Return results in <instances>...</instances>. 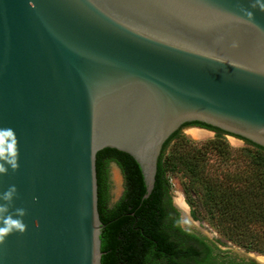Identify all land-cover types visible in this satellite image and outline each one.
Segmentation results:
<instances>
[{
    "label": "water",
    "instance_id": "water-1",
    "mask_svg": "<svg viewBox=\"0 0 264 264\" xmlns=\"http://www.w3.org/2000/svg\"><path fill=\"white\" fill-rule=\"evenodd\" d=\"M253 2L0 0V127L14 130L18 158L0 174V205L24 209L26 225L0 240V264H101L103 149L133 158L147 198L164 143L186 123L264 148V11Z\"/></svg>",
    "mask_w": 264,
    "mask_h": 264
},
{
    "label": "trees",
    "instance_id": "trees-1",
    "mask_svg": "<svg viewBox=\"0 0 264 264\" xmlns=\"http://www.w3.org/2000/svg\"><path fill=\"white\" fill-rule=\"evenodd\" d=\"M201 125L219 134H227ZM179 131L174 132L162 147L154 186L147 198H143L145 186L140 169L132 157L114 149H103L96 154L97 207L99 219L104 225L100 234L101 264H163L158 262V258L181 255L182 251L168 236L153 227L158 224L154 217L157 215L155 211L162 208V195L169 192L162 157L167 145ZM239 139L254 148L260 156L264 154V148ZM107 160L119 164L126 182L124 195L113 209H107L104 197ZM257 161L244 163L242 169L228 174L225 180L212 179L201 195L204 203L217 213V221L229 239L237 240L247 250L264 254V159ZM167 205H171L169 198ZM131 213L140 216L145 214L151 217L152 222H139L142 232L135 233L133 228L136 225L133 224ZM188 252V255H193L192 248Z\"/></svg>",
    "mask_w": 264,
    "mask_h": 264
},
{
    "label": "rangeland",
    "instance_id": "rangeland-1",
    "mask_svg": "<svg viewBox=\"0 0 264 264\" xmlns=\"http://www.w3.org/2000/svg\"><path fill=\"white\" fill-rule=\"evenodd\" d=\"M195 129L199 133L192 136L190 132ZM260 158L264 159V154L260 156L244 141L210 129L188 126L167 145L162 161L172 198L182 199L186 208L205 225L207 233L213 234L224 246L264 257L263 253L247 250L237 240L229 239L217 221V213L204 203L201 195L212 179L225 180L228 174L242 169L244 163H256ZM107 183L113 203L124 188L122 174L114 164L108 168Z\"/></svg>",
    "mask_w": 264,
    "mask_h": 264
},
{
    "label": "flooded vegetation",
    "instance_id": "flooded-vegetation-1",
    "mask_svg": "<svg viewBox=\"0 0 264 264\" xmlns=\"http://www.w3.org/2000/svg\"><path fill=\"white\" fill-rule=\"evenodd\" d=\"M187 126H198L203 129H209L201 124L191 122L181 126L180 130ZM111 164H114L121 172L124 182L122 193L113 203L110 202L107 183L108 168ZM105 166V205L107 209H113L124 195L126 182L123 171L116 161L107 160L105 161ZM168 198L171 202L170 206L167 205ZM174 200L175 199L172 198L170 191L167 192V195H162V208L155 211L157 215L154 217V220H157L158 224H154L153 227H155V229H157L162 235H167L168 239H170V241L177 246V249L182 252L181 255L177 257L168 258L163 256V258H158V262H162L163 264H168L169 262H178V264H258L238 253V250L228 247L229 245L224 246L222 241L216 239L213 234H210L209 232L208 234L202 233L201 230H205V225L198 221L188 208L186 209L187 216H183L176 208ZM130 215L132 216L133 224L136 225L133 228L135 233H137V231L142 232V229L139 227V222H152L151 217H148L145 214L140 216L131 213ZM196 222H198L197 226L194 225ZM190 248H192L193 255H188V250Z\"/></svg>",
    "mask_w": 264,
    "mask_h": 264
},
{
    "label": "clouds",
    "instance_id": "clouds-1",
    "mask_svg": "<svg viewBox=\"0 0 264 264\" xmlns=\"http://www.w3.org/2000/svg\"><path fill=\"white\" fill-rule=\"evenodd\" d=\"M251 7L258 8L264 11V0H254ZM248 16H251L250 11H246ZM7 166V167H6ZM18 167L17 158V140L15 132L10 127H0V174H5L8 168L15 170ZM15 192V186L9 187V190L3 194V199L10 201ZM17 215L7 212L6 204L0 205V240L5 236L13 233H23L26 225L23 222L24 209L16 210Z\"/></svg>",
    "mask_w": 264,
    "mask_h": 264
},
{
    "label": "bare ground",
    "instance_id": "bare-ground-1",
    "mask_svg": "<svg viewBox=\"0 0 264 264\" xmlns=\"http://www.w3.org/2000/svg\"><path fill=\"white\" fill-rule=\"evenodd\" d=\"M191 135L192 136H196V135H198V130H191ZM175 203H176V205L178 206V207H183L185 210L187 209L186 208V206H185V204L183 203V201H182V199H175ZM256 259H257V261L260 263V264H264V257H262V256H258V255H253Z\"/></svg>",
    "mask_w": 264,
    "mask_h": 264
}]
</instances>
